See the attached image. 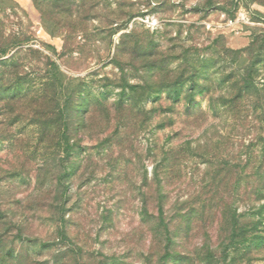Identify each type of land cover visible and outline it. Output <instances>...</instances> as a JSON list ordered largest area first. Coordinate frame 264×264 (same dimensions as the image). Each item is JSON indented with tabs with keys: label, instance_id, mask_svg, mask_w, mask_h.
<instances>
[{
	"label": "rangeland",
	"instance_id": "1",
	"mask_svg": "<svg viewBox=\"0 0 264 264\" xmlns=\"http://www.w3.org/2000/svg\"><path fill=\"white\" fill-rule=\"evenodd\" d=\"M0 24L16 42L0 59L16 57L20 94L53 83L69 132L80 139L69 162L36 146L29 95L0 111V264H264V250L205 259L199 233L172 249L186 259L163 257L138 215L145 171L148 181L175 146L181 159L165 210L199 192L208 169L222 162L235 170L229 195L239 221L259 218L264 226V199L253 202L252 186L264 169V0H0ZM130 30L148 42L136 59L130 48L117 53ZM253 60L255 89L240 97L235 115L222 105L230 99L222 79ZM193 64L214 91L195 97L204 114H187L167 92L128 99V85L148 76L164 84V73ZM217 231L213 224L214 249Z\"/></svg>",
	"mask_w": 264,
	"mask_h": 264
},
{
	"label": "trees",
	"instance_id": "2",
	"mask_svg": "<svg viewBox=\"0 0 264 264\" xmlns=\"http://www.w3.org/2000/svg\"><path fill=\"white\" fill-rule=\"evenodd\" d=\"M133 35L131 30L121 34L117 53H122L124 49L130 48L131 56L136 59L145 54L148 42L143 39L137 40L133 38ZM15 45L16 42L13 38L8 41L3 37L0 24V57L7 53L9 47ZM255 62L254 60L249 62L243 73L233 76L228 74L226 79H222V81L228 82L226 93L230 97L229 100H224L222 105L225 108L229 107L235 115L240 112V97L248 95L251 89H255L253 75L256 71ZM18 65L16 57L13 55L0 59V103H5L0 111H4L6 102L15 103V100L19 101L29 95L30 99L27 102L30 104V111L36 116L33 120L37 126L36 146L43 148L45 153L50 149L56 154H61L64 160L70 162L75 153L74 147L79 145L80 139L69 132L64 110L57 104L58 93L55 89H51L54 87L53 83L48 86L43 84L40 86L41 88L30 93L20 94L23 87L18 79ZM190 67L186 69L187 71L184 69L174 73L172 77L169 72L164 73L163 79L167 81L164 84H157L148 76V79L144 78L140 83L128 85L130 93L128 99L135 102L145 99L152 93L160 95L162 92H167V94L172 93V102L183 103L187 114L190 115L196 111L199 114H204L205 111L195 104V97L199 95L205 98L214 91L212 92L208 73L197 68L196 64ZM193 79H195V84L188 85ZM69 108L71 109V106ZM71 113L75 117L76 112L73 109H71ZM6 137L10 140L13 139L8 134ZM194 150H189L191 155H199L198 157L205 155L204 158L208 155L204 152V154H198ZM21 154L23 155L22 152ZM21 154L19 153L18 156ZM180 154L178 147L170 146L162 158L152 166L148 181L147 171H145V189L139 199L138 215L150 233L149 244L163 245V257H171L175 261H183L187 256L179 250L172 249L178 244L182 245L187 242L193 233H199L202 236L201 252L198 255L205 259H225L230 251L232 253L230 259L236 257L239 252L241 257L245 258L251 253L257 254L264 250V226H260L262 221L259 218L239 221L229 195V191L233 190V187L236 188L232 181L235 170L222 165V162L208 169L205 174L207 180L204 181L205 184L200 187L199 192H193L183 200L176 199L168 210H165L167 193L164 191L167 187L173 186L178 177L176 170H179ZM212 157L208 158L212 159ZM68 175L67 166L57 180L60 181V178ZM254 181L255 184L252 185L254 188L253 202L264 199V169L256 171ZM3 218L10 223L12 220L10 209L4 212ZM213 224L218 226L215 235L217 242L215 249L210 244L213 237L211 235ZM58 228L60 236L66 237L64 224H59Z\"/></svg>",
	"mask_w": 264,
	"mask_h": 264
}]
</instances>
